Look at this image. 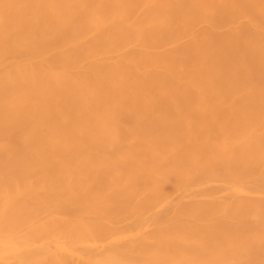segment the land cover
Here are the masks:
<instances>
[{"label":"bare ground","instance_id":"1","mask_svg":"<svg viewBox=\"0 0 264 264\" xmlns=\"http://www.w3.org/2000/svg\"><path fill=\"white\" fill-rule=\"evenodd\" d=\"M0 264H264V0H0Z\"/></svg>","mask_w":264,"mask_h":264}]
</instances>
